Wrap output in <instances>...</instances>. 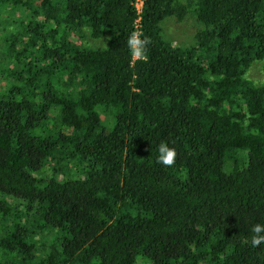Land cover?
<instances>
[{"label":"trees","instance_id":"16d2710c","mask_svg":"<svg viewBox=\"0 0 264 264\" xmlns=\"http://www.w3.org/2000/svg\"><path fill=\"white\" fill-rule=\"evenodd\" d=\"M142 1L0 0V264H264V0Z\"/></svg>","mask_w":264,"mask_h":264},{"label":"rangeland","instance_id":"374dc122","mask_svg":"<svg viewBox=\"0 0 264 264\" xmlns=\"http://www.w3.org/2000/svg\"><path fill=\"white\" fill-rule=\"evenodd\" d=\"M8 20L7 17H0V40L3 36L4 28L3 21ZM162 28L165 36L171 40L177 46H189L193 43V38L195 35V26L191 19L184 21H177L174 18H169L163 21ZM107 40L106 38L101 41L93 42L94 45L97 46H105ZM1 45V44H0ZM247 76L252 79L257 84H264V62L256 63L252 66ZM101 117L105 120L108 119L109 116L102 114Z\"/></svg>","mask_w":264,"mask_h":264},{"label":"clouds","instance_id":"9594fccd","mask_svg":"<svg viewBox=\"0 0 264 264\" xmlns=\"http://www.w3.org/2000/svg\"><path fill=\"white\" fill-rule=\"evenodd\" d=\"M143 37V39L141 38ZM110 39V38H109ZM151 39L144 36L142 32H131L127 44L131 55L137 59H147L148 45H150ZM157 163L162 164L165 167L174 166L177 158V151L173 147H169L167 143L161 142L158 146ZM253 235L251 236V246L258 247L264 243V225L255 224L250 230Z\"/></svg>","mask_w":264,"mask_h":264},{"label":"built area","instance_id":"2783aa9c","mask_svg":"<svg viewBox=\"0 0 264 264\" xmlns=\"http://www.w3.org/2000/svg\"><path fill=\"white\" fill-rule=\"evenodd\" d=\"M133 4H134V7H135L137 14H140L143 1L142 0H134Z\"/></svg>","mask_w":264,"mask_h":264}]
</instances>
